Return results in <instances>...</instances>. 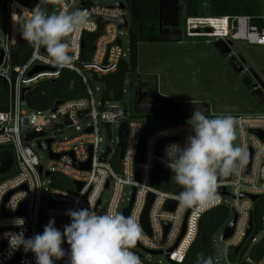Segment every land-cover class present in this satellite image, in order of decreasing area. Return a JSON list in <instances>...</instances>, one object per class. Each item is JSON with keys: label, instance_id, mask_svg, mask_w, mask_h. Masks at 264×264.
Listing matches in <instances>:
<instances>
[{"label": "built area", "instance_id": "obj_1", "mask_svg": "<svg viewBox=\"0 0 264 264\" xmlns=\"http://www.w3.org/2000/svg\"><path fill=\"white\" fill-rule=\"evenodd\" d=\"M51 1L44 0L41 3V0H34L32 6L26 8L31 10L39 5L41 10L45 9L48 12L51 10H54L55 13L62 10L71 12L78 10L80 4L84 3V8L81 11L88 13L90 17L91 22L81 32L78 47L75 49L77 58L69 67L61 68L48 62L50 58L42 52L43 47L37 50L32 45L23 59L18 58L17 49L21 37L15 29L10 14L16 5L13 3L14 0H0V14L3 13L5 17L4 37L0 39V86L4 90L3 106L0 108V147L11 148L15 168V174L0 183V234L5 231L20 230L12 224L14 217L24 218L23 231L27 238L38 233V230L44 227L50 218H54L56 227L62 230L63 225L69 223V217L65 215L69 208L90 206L93 211L100 214L111 203L122 214L123 210L129 206L132 195L133 201L128 216H133L140 224L146 197L152 195L153 199L148 210L150 235L148 236L142 230L143 242L138 240L136 242L138 247L134 245L141 250L142 254L154 256L145 251L161 252V255L166 256L169 263L182 264L187 252L195 242L202 216L219 207H226L229 211V219L226 224L231 219V211L235 212L236 220L229 239L222 240V230L226 224L220 229L219 239L223 243V255L218 260L213 258V264H249V261L251 264H264V255L257 259H254L253 256L258 245L252 236L253 219L250 235L239 249L237 256H233L234 249L242 243L245 236L249 215L252 216L253 203L248 199H239L240 195L257 196L258 199L264 197V181H260L264 167V141L262 142L250 133L252 130H258L264 135V114L234 116L238 146H242L246 150V162L239 168L238 175H230L228 181L217 180L216 191L222 188L224 195L215 193L216 201L203 211L185 207L179 202L178 195L175 194L180 186L171 180V173L162 160L166 145L173 142L182 144L185 138L191 134L190 125L178 124L180 119L188 116L187 104L163 98L160 101L150 102L183 106L187 108L186 114H136L132 110V105L127 109L115 105L122 102V99L117 103L105 102L102 107L96 100V93L99 90L92 86L94 81L91 80L89 74L101 77L112 75L117 71L119 62L125 61V54L119 39L120 32L127 31L129 26V20H126L124 14L125 4H123L124 8L120 9L111 7L112 4L95 6L92 4V0H53L52 6L48 9ZM18 3L21 4L19 0ZM15 10L19 11L18 8ZM121 19L125 20L127 27L117 29L115 22ZM104 21H108V23L104 24ZM184 24L188 38H211L215 42L243 41L252 46L264 47V14L262 16L229 15L187 18ZM85 34L97 35L93 45L94 50L88 60H83L88 55L84 53V49L81 51V43L84 44L83 36ZM116 40H119L120 45L111 46L107 50V47L113 45ZM107 52V60L103 64ZM64 71L73 73L79 79L84 88L83 95L77 99L60 100L61 103L53 112L51 108L55 101L45 111L29 109L24 101L25 94L39 84L56 82ZM127 76H129V72L125 75L123 83ZM138 90L135 88L133 91V103ZM140 90L147 92V88ZM102 94L103 89L101 97ZM121 94L123 96V90ZM79 113H83L80 118L78 117ZM146 115L172 117L177 124L153 129L140 122L139 118ZM122 123L127 126V136L123 155L119 158L118 130ZM142 127H147L151 131L144 141L143 162L139 178L135 181L134 161ZM113 128L117 130V145L114 148L110 146ZM71 130L75 132L73 135L63 137L66 132ZM27 133L41 136L30 142H24L22 136ZM164 140L174 141L165 144L157 154V146ZM46 141H50L48 152L38 147V143ZM107 141L108 143H106ZM33 145L46 154L45 162H41L35 155L32 149ZM88 148L90 152H88ZM106 148L109 149V153L104 161H101L100 158L106 153ZM50 155L58 156V159H52ZM88 160V171L78 170L73 166L74 164H85ZM46 174H48L47 177ZM153 174L156 175V178L152 185ZM53 176L57 178H52ZM74 183L82 185L78 192ZM22 187L24 190H20ZM126 189H129L130 193L126 199V205H123ZM105 191L108 192V198L103 202L102 194ZM10 192L13 193L3 204L4 197ZM43 193L46 194L47 207L42 212ZM66 193L67 195H63ZM225 199L229 200L228 206L224 205ZM167 201L175 203L171 212L163 210ZM7 204L17 205L16 210L11 211L6 207ZM21 204L24 205L23 214L14 216ZM183 222L184 230L179 238ZM260 223L262 228L264 216L261 217ZM163 224L169 225L165 234ZM3 243L4 247L0 251V264H8L15 258L19 250L12 255L11 259H6L8 241L0 238V245ZM247 244L256 245L249 256L243 257L241 251ZM66 247L67 245H65ZM173 247V251L169 252ZM139 258L142 264H153L145 260L144 257L139 256ZM16 264H34V257L31 253L25 254L22 251ZM57 264H65V262L59 261Z\"/></svg>", "mask_w": 264, "mask_h": 264}, {"label": "clouds", "instance_id": "obj_2", "mask_svg": "<svg viewBox=\"0 0 264 264\" xmlns=\"http://www.w3.org/2000/svg\"><path fill=\"white\" fill-rule=\"evenodd\" d=\"M13 3L16 8L10 14L20 37L37 50L43 47L50 58L48 62L55 66H71L77 58L75 49L80 34L91 22L89 14L62 10L46 15L39 5L28 10L18 0ZM190 120L191 134L182 144L166 145L162 162L169 169L171 180L181 186L179 202L203 211L217 199L218 177L238 175L246 162V150L234 143L237 131L232 115L206 116L193 111ZM6 207L15 211L17 205ZM65 215L69 223L62 230L50 218L42 232L27 238L24 218L14 217L12 224L20 230L0 234L8 241L5 258L11 259L22 249L33 255L34 264H142L132 251L138 240L143 242L141 226L133 216L122 215L111 203L100 214L88 206L69 208ZM196 264H213V259L198 253Z\"/></svg>", "mask_w": 264, "mask_h": 264}, {"label": "rangeland", "instance_id": "obj_3", "mask_svg": "<svg viewBox=\"0 0 264 264\" xmlns=\"http://www.w3.org/2000/svg\"><path fill=\"white\" fill-rule=\"evenodd\" d=\"M209 0H200V17H210ZM115 2L124 4L123 0H92L95 6L111 5ZM255 16L264 14V0H244ZM178 0H165L161 3L163 21L157 26L144 23L139 24L141 29L154 32L157 38L149 42L140 43L137 47L136 75L139 81L147 86L150 100L160 101L163 98L187 104L188 113L180 119L178 124L190 125L193 111L203 112L206 116L220 115H255L264 114V47H257L243 41L215 42L211 38L186 37L185 24L176 12ZM46 15L55 14L54 10H42ZM126 20H129L127 10H124ZM165 16L171 23L165 22ZM169 21V22H170ZM165 28L166 30H164ZM5 17L0 14V39L4 37ZM165 31L166 35L161 31ZM122 50L125 61H128V35L127 31L120 32ZM178 39V41H176ZM171 41V42H165ZM246 76L251 85L245 87L240 81L241 75ZM127 76L123 83L122 102L118 107L127 109L132 105L133 91L138 88V83ZM92 86L98 88L96 100L100 102L102 86L93 82ZM108 105V104H107ZM140 122L150 128L159 129L177 124L172 117L146 115L139 118ZM191 126V125H190ZM112 142L114 148L117 138V130L113 128ZM74 130L68 131L63 137L73 135ZM104 138V136H103ZM108 143V141L106 142ZM238 145L237 138L234 141ZM35 155L41 162L47 159L46 154L32 146ZM13 160L9 154L0 155V172H8ZM130 193L124 191V204ZM46 194H42L41 211L46 209ZM108 198V192L102 194V201ZM229 200H224L228 206ZM225 225V224H224ZM220 230L215 234L212 246L214 258L220 259L223 255V243L219 239ZM256 244L264 239V224L261 229L253 234ZM256 244H247L241 251L243 257L249 256ZM132 251L153 264H169L166 256H146L141 250L134 247Z\"/></svg>", "mask_w": 264, "mask_h": 264}, {"label": "trees", "instance_id": "obj_4", "mask_svg": "<svg viewBox=\"0 0 264 264\" xmlns=\"http://www.w3.org/2000/svg\"><path fill=\"white\" fill-rule=\"evenodd\" d=\"M25 7H31L34 0H19ZM165 0H123L125 8L129 14L128 35V65L129 76L138 83L136 89H146L147 86L139 81L136 75L137 47L140 43L149 42L157 37L154 32L141 29L139 24L144 23L150 26H157L159 23L160 5ZM210 17L222 16H253V11L245 5L244 0H209ZM200 0H179L178 15L184 22L187 18L200 17ZM209 17V16H208ZM97 35L85 34L84 53L88 56L83 60H88L92 53V47ZM18 58L23 59L30 50V44L23 40L19 41ZM84 88L79 79L70 72L64 71L59 80L54 83H42L25 94L24 101L29 109L35 111H45L56 100H71L80 98ZM4 90L0 86V108L3 106ZM9 154L13 163L8 172H0V183L11 178L15 174L14 157L11 148L0 147L1 154ZM52 178H57L53 176ZM264 216V197L257 199L252 205V219L254 225L253 234L261 228L260 219ZM229 219V211L226 207H219L204 214L199 222L198 233L201 238L195 241L187 252L182 264H196L197 254L203 253L205 256L214 258L212 239L215 234L226 224ZM252 234V236H253ZM264 255V239L256 246L253 256L254 259Z\"/></svg>", "mask_w": 264, "mask_h": 264}, {"label": "water", "instance_id": "obj_5", "mask_svg": "<svg viewBox=\"0 0 264 264\" xmlns=\"http://www.w3.org/2000/svg\"><path fill=\"white\" fill-rule=\"evenodd\" d=\"M53 4V0L49 3L48 5V9H50V7ZM111 7H117L120 9H123L124 6L122 3L119 2H115L111 5ZM84 8V3H81L78 10L81 11ZM160 10H161V6H160ZM159 19H160V15H159ZM108 23V21H104V24ZM115 25L117 27V29H121V28H126L127 27V23L125 22V20L121 19L120 21L115 22ZM119 40H116L114 42L113 45H110L107 47V50L110 49L111 46H119ZM84 49V44L81 43V51ZM92 50H94V47H92ZM43 53H46V50L43 48L42 49ZM47 54V53H46ZM107 56H108V52L105 55V58L103 60V64L106 63L107 60ZM0 62H1V54H0ZM129 72V65L128 62H125L123 60H121L118 64V68L117 71L109 76H105V77H101V76H97L94 74H89L90 78L92 81L99 83L102 88H103V94L102 97L100 99V104L101 107L103 106V104L105 102L108 103H117L119 101H121L122 99V84L125 78V75ZM240 81L242 82V84L245 87H249L251 85V81L244 76L243 74L240 76ZM27 91V90H24ZM23 91V93H24ZM146 97L145 93H142L141 90L139 89L136 92V100L135 102L132 104V110L134 113L136 114H140V113H148V114H161V115H175V114H186L187 112V108L183 107V106H176V105H172L170 103H161V102H145L144 99ZM60 100H56L51 108V111L53 112L55 110V108L60 104ZM83 113H79L78 117H82ZM64 121H66V118H64ZM150 129L147 127H142L141 131H140V135H139V146H138V151H137V155L135 157V161H134V179L135 181L138 180L139 178V172L142 166V162H143V147H144V141L146 139V137L149 135L150 133ZM250 133H252L253 135H255L256 137H258L262 142L264 141V135L261 131L258 130H252L250 131ZM41 135H37L35 133H27V134H23L22 139L24 142H30L31 140L40 137ZM126 136H127V126L126 124L122 123L119 127L118 130V139H119V143H118V148H119V158L122 157L125 146H126ZM174 140H164L161 141L158 146H157V154L160 153L162 147ZM178 141V140H176ZM50 141H46V142H40L38 143V147L39 149H42L44 151L48 152V146H49ZM88 152H90V149L88 148ZM109 153V149L106 148V153L100 158L101 161H104L106 155ZM250 156H251V152L249 153V158H248V163H247V170H248V166H249V162H250ZM50 158L52 159H58V156H53L50 155ZM76 169L78 170H83V171H88L89 169V160L82 165H77L74 164L73 165ZM38 172H40V169H38ZM46 177L48 176V174L45 175ZM155 178L156 175L153 174L152 175V180H151V184L153 185L155 182ZM230 178V175L228 176H222V177H218V181L223 182V181H228ZM261 182L264 181V167L262 168V175H261ZM75 187H76V191L78 192L82 185L78 184V183H74ZM20 190H24V187H22V189ZM181 186L180 188L175 192L176 195H178V193L181 191ZM19 191V190H17ZM13 192L8 193L4 199H3V204L6 202V200L8 199V197L12 194ZM216 193H219L220 195H224V190L218 189L216 191ZM153 196L152 195H147L146 197V203L144 206V209L142 211L141 217H140V225L142 230L149 236L150 235V230H149V225H148V210L150 207V204L152 202ZM239 199H248L250 200L252 203H254L258 197L257 196H248V195H240ZM133 201V195L131 197V201L129 203V206L123 210L122 215L124 216H128L129 211H130V207ZM56 206V205H53ZM23 207L24 205L21 204L19 206V209L16 213H14V216H21L23 214ZM59 207V206H57ZM175 207V203L172 201H167L164 206H163V210L164 211H168L171 212L173 211ZM235 220H236V214L234 211H231V219L229 220V222L223 227L222 230V240L225 241L227 239L230 238V236L232 235L233 232V228H234V224H235ZM184 222H185V218H184ZM184 222H183V227H182V231L181 234L179 236V238L182 236L183 234V230H184ZM163 232L164 234L167 232L169 225L168 224H163ZM43 227H41L38 230V233H40L42 231ZM252 230V216L251 214L249 215V220H248V224H247V228H246V232H245V236L242 240V243L236 247L233 251V256H237V253L239 251V249L241 248V246L243 245V243L245 242V240L248 238V236L250 235ZM201 236L198 233L195 241L200 240ZM135 245L138 247V245L135 243ZM4 247V243L2 245H0V251L3 249ZM175 247V246H174ZM174 247L172 249L169 250V252L173 251ZM22 249L18 251L17 255L15 256V258L8 264H16V262L18 261L20 255H21ZM151 255H161V252H149V251H145ZM169 264H175V263H169Z\"/></svg>", "mask_w": 264, "mask_h": 264}, {"label": "flooded vegetation", "instance_id": "obj_6", "mask_svg": "<svg viewBox=\"0 0 264 264\" xmlns=\"http://www.w3.org/2000/svg\"><path fill=\"white\" fill-rule=\"evenodd\" d=\"M161 21H163V15L161 14V10H160V19H159V23L161 22ZM170 21V19H169V17H166L165 16V22H167V24H170L171 23V21ZM159 23H158V25H159ZM164 30H166L165 28H163ZM160 31H161V29H160ZM161 33L162 34H164V35H166V33H165V31H161ZM158 37V36H157ZM156 37V38H157ZM142 93H145L146 94V97H145V99H144V101H147V102H150V101H152V100H150V97H149V94L147 93V92H145V91H143L142 90Z\"/></svg>", "mask_w": 264, "mask_h": 264}, {"label": "crops", "instance_id": "obj_7", "mask_svg": "<svg viewBox=\"0 0 264 264\" xmlns=\"http://www.w3.org/2000/svg\"><path fill=\"white\" fill-rule=\"evenodd\" d=\"M178 6H179V0H178V5L175 7L177 11H178ZM176 41H178V39ZM165 42H171V41H165Z\"/></svg>", "mask_w": 264, "mask_h": 264}]
</instances>
